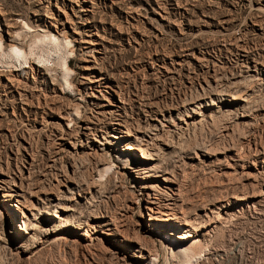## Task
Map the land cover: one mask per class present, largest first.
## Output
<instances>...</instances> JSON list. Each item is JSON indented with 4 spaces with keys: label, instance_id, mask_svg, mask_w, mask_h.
I'll list each match as a JSON object with an SVG mask.
<instances>
[{
    "label": "rangeland",
    "instance_id": "obj_1",
    "mask_svg": "<svg viewBox=\"0 0 264 264\" xmlns=\"http://www.w3.org/2000/svg\"><path fill=\"white\" fill-rule=\"evenodd\" d=\"M26 27L33 31L27 32ZM37 28L54 29L58 37L66 33L69 46L64 40L58 46L40 41ZM17 31L20 35L16 37ZM0 36L5 41L15 37L21 48L28 51L30 47L36 54L28 55L27 63L0 57L1 84L6 76L16 74L23 77L21 83L29 90L26 96L16 91L5 96L0 88V176L9 182L12 176L20 187L10 200L16 204L12 209L18 216L0 207V264H264V76L244 81L252 91L245 110L238 102L223 99L218 102L221 107L211 106L208 98H199L198 88L199 82L221 76L230 79L225 85H232L229 94L243 89L240 83L233 86L232 82L239 79L245 57L264 61V0H0ZM186 48L192 56H182L175 59L179 64L173 60L171 64V59L178 58ZM36 64L41 66L39 73ZM65 67L71 70L66 78ZM92 74L106 78L100 91H94V100L104 109L109 107L108 102L122 100L119 117L133 132L148 128L149 135L154 132V122L146 117L149 109L159 108L166 116L171 112L172 121L180 114L187 118L194 107L204 111L201 124L195 123L182 134L176 149L165 151L163 166L175 174L171 190L162 180L140 178L128 167L131 161H142L138 156L142 151L125 148L133 141L132 136L111 144L105 143L111 132L97 134L105 143L99 144V150L104 147L107 152L101 155L103 159L97 156L100 160L89 156V149L81 148L79 156L66 148L58 149L68 120L88 117L92 108L97 110L80 84ZM182 99H204L208 108H203L205 103L200 106L189 102L187 112L178 105ZM25 101L27 104H23ZM242 112L246 116L236 120ZM106 123L108 120L103 121ZM161 135V140L168 139L166 132ZM80 137L71 141L77 142ZM81 140L85 142V137ZM159 144L155 150L163 146ZM71 147L67 143V148ZM71 160L77 167L68 177L75 182L62 179L45 200L44 188L59 180L56 173L60 168L68 170ZM103 161L110 162L111 168L105 170ZM18 176H22L21 182ZM152 183L171 197V208L160 211L168 214L156 213L161 220H155L153 230L166 234V238L148 234L152 231L147 219L151 212L144 198L146 185ZM150 193L154 195V190ZM54 195L59 197L50 200ZM241 196L245 200L238 198ZM161 199L164 202L166 195ZM22 210L30 220L36 216L37 231L34 237L14 239L10 231H20L23 226ZM168 216L187 223L180 228L168 225L164 220ZM102 222H109L107 226L115 230L120 242L131 248L109 244L107 226ZM188 231L192 235L188 238L174 236ZM169 237L189 249L187 259L175 247L169 248ZM136 240L154 249L151 253L155 260L133 256L147 253L135 249L139 248Z\"/></svg>",
    "mask_w": 264,
    "mask_h": 264
},
{
    "label": "bare ground",
    "instance_id": "obj_2",
    "mask_svg": "<svg viewBox=\"0 0 264 264\" xmlns=\"http://www.w3.org/2000/svg\"><path fill=\"white\" fill-rule=\"evenodd\" d=\"M45 7V6H44ZM158 14H160L158 12ZM49 15V14H48ZM49 17V16H48ZM162 17V16H161ZM24 24V22H23ZM9 25V24H8ZM11 25V24H10ZM27 26V24H26ZM46 26V25H45ZM132 26V25H131ZM34 27V26H33ZM27 29V32L29 31H33L32 28L30 27H26ZM11 29V28H9ZM39 31H41L39 33V37L42 38L40 41L42 40H45V41H48L50 42L52 45H59L60 42L62 40H64V42L66 44H68L67 46H69V43H70V40L67 38V36H64L62 35V37H58L54 32L53 30L54 29H51V28H37ZM37 30V32H39ZM9 32V31H8ZM59 33V32H58ZM12 34V33H11ZM62 34V33H61ZM60 34V35H61ZM20 33L17 31L16 33V37L19 36ZM15 37H12V39L9 41H5V39H3L1 36H0V57H8L9 59L10 58H15L16 60L20 61L21 59L24 60L23 62H26L27 63V58H28V55H36L34 54V50L30 47H28V51H25L24 48L22 49L21 48V44L16 40L14 39ZM60 38V39H59ZM18 39V38H17ZM35 40L36 41H39V40ZM44 41V43H45ZM226 41V40H225ZM49 43V44H50ZM47 44V42H46ZM64 44V43H62ZM224 45V44H223ZM226 45V44H225ZM64 46V45H63ZM62 46V47H63ZM32 47V46H31ZM61 47V48H62ZM66 47V46H65ZM226 47V46H224ZM35 49V47H33ZM56 48V47H55ZM58 48V47H57ZM60 48V47H59ZM70 50V49H69ZM185 51H189L187 48L182 50L181 52H183V54L181 55H177L178 58L174 57V59H171L170 63L172 64V60L174 61L175 64H179L178 63V60H175V59H181L182 56L184 57H188V56H192L190 52H185ZM58 52V51H57ZM60 52V51H59ZM58 52V53H59ZM72 52V51H70ZM38 56V55H37ZM36 56V57H37ZM197 56V55H196ZM203 56V55H202ZM246 56V55H245ZM32 57V56H31ZM60 57V55H59ZM201 57V56H200ZM38 58V57H37ZM63 58V57H62ZM202 58V57H201ZM1 59V58H0ZM33 59V58H32ZM245 65H244V68H240V73L238 74L239 76V79H240V76H241V79L242 81H240L239 79H235L237 80L236 82H232L233 83V86H235L236 84H239L240 83V86L243 88L241 90H235L233 92H231L230 94L228 93L229 92V88L230 87H227L225 85H227L226 83L227 82H230V79H220L219 77L221 76H217L215 78L217 79H213L212 78V81L210 82L209 81H204L203 80V83L199 82L198 83V88L200 89V97L199 98H208L210 100V105L211 106H219L221 107L220 104H218L219 100L223 99V101L225 100L226 102L229 101L231 103H239L238 106H241L244 110L246 109V107L248 106V103H249V96L251 95L252 96V91L251 89H249L247 87V85L243 84L244 81L247 82V80H251V79H254L255 77H257L259 75V77L262 75L264 76V61H259V60H254L253 58L252 59H249V57H245ZM248 59V60H247ZM37 60V59H36ZM39 60V59H38ZM64 60V59H63ZM162 60V59H161ZM197 60L200 61V59L197 58ZM41 61V60H40ZM232 61V60H231ZM39 62V61H38ZM164 62V61H163ZM252 62V63H251ZM44 63V62H43ZM244 64V63H243ZM43 65V64H42ZM65 65V64H64ZM183 65V64H182ZM196 65L199 67L200 64L199 62L197 63L196 62ZM29 66V68L31 67V65H27V67ZM241 66V65H239ZM39 64L37 65L36 64V73L40 72L39 71ZM43 67V66H42ZM64 67V66H63ZM175 67V66H174ZM4 68V67H3ZM2 68V69H3ZM8 68V67H7ZM22 68V67H21ZM26 68V67H25ZM68 67H65L62 68L63 71L65 72L64 74V78H66V76H68V73L69 69H67ZM91 68V67H90ZM179 68V66H178ZM223 68V67H222ZM16 68H14L15 70ZM24 69V68H23ZM31 69V68H30ZM169 69V68H168ZM181 69V68H180ZM215 69V68H214ZM239 69V67H238ZM9 70V69H8ZM217 70V69H216ZM220 70V69H219ZM243 70H246L244 74H242ZM252 70L254 72H252ZM16 71V70H15ZM214 71V70H213ZM33 72V71H32ZM63 72V73H64ZM213 73V72H212ZM217 73V72H216ZM255 73V74H254ZM8 74V73H7ZM10 74H12L10 72ZM43 74V73H42ZM46 74V73H45ZM210 74V73H209ZM3 75V74H2ZM26 75V74H25ZM214 75V74H213ZM217 75V74H216ZM228 76V75H227ZM8 77V78H7ZM43 77V75L41 76V78ZM23 78V77H22ZM22 78H19V75L17 77V75L15 74L14 76H6V81H3L2 84L0 82V88L2 87V91H4L3 94H5V96H7V94L9 93H14V91H16L18 94H20V96H26L27 92H29L28 87L27 89L25 88V86L22 85L21 81H23ZM26 78V77H25ZM34 78V77H33ZM187 78V77H186ZM84 81H81L80 84L82 87H84V90H85V95L89 97V99L92 100L93 104L96 103V108L97 110H94L92 108L91 112H90V115L88 117H77L75 116L73 119H69L68 120V124L65 125L64 127V131H63V134L59 137L60 138V143L58 144V149H64L66 148V151L69 152V153H72V155H77L78 156L80 155L79 154V150L81 148L83 149H89L88 153L90 154L89 156H92L95 155L96 157L97 156H100L101 155H106L107 152L106 151H103L105 150L104 147L100 148L99 150V144H102L104 145L105 143H111V144H116L118 143L119 141H121L124 137H127V136H132L133 138V141L132 142H129L125 148L129 151H133V150H140V152L142 151V153L140 155H138L140 158H142V161L141 162H135V161H131L130 165L128 166L131 170L135 171L136 176H139L140 178H146V177H153L155 178V181H157V179H160L164 182V187H166L168 190L170 189V187H172L171 185V182H176L174 181L175 177L174 175L175 174H172L169 172L168 169H165L164 166H163V156L164 154L166 153L165 151L167 149H176V141L177 139L179 140L180 137H182L181 135L184 134L185 132L189 131L191 128H193L192 126L195 125V123H200L199 120L202 119L203 117V110L200 108V107H194V108H190L192 113L189 114L187 113V118H183V116H180L177 115L176 117L178 118V120L176 121H172V115H171V112L169 113V115H165L161 110H159V108L157 109H149L147 110V114H146V117L148 119H151L154 124H153V129H154V132L149 135V131H139L140 133H137V130L139 129H136V131H132L130 130L129 127H127L122 119L119 117L120 114V109L121 107L123 106L122 104V100H120V102H115V104H109L108 102V105L109 107L104 109L103 108V105L100 104V102H96V100H94V98L97 96V93H96V96H95V93L94 91H100L99 90V87L102 85L103 83V80H105L106 78H104L103 76H101L99 74L98 75H88V76H85L84 77ZM1 80V79H0ZM65 80V79H64ZM66 81V80H65ZM189 83H191L190 81H188ZM66 83H69L68 81ZM53 84V83H52ZM247 84V83H246ZM24 85H25V82H24ZM69 85V84H68ZM71 85V84H70ZM69 85V87H70ZM192 85V84H191ZM28 86V84H27ZM229 86V85H228ZM62 88V87H61ZM78 88V87H77ZM80 88V87H79ZM63 89V88H62ZM103 89V88H102ZM1 90V89H0ZM31 90V89H30ZM6 91V92H5ZM228 91V92H227ZM9 92V93H8ZM55 92V91H54ZM32 93V92H31ZM195 93V92H194ZM199 93V92H198ZM228 93V94H227ZM16 94V93H15ZM225 95H227L228 97H225ZM4 96V97H5ZM84 96V95H83ZM254 96V95H253ZM11 97V96H9ZM99 97V96H98ZM104 97V96H103ZM190 97V96H188ZM198 98V96H196ZM27 98V97H26ZM254 98V97H253ZM13 99V98H12ZM11 99V100H12ZM16 99V98H15ZM31 99V98H30ZM6 100V99H5ZM28 100V99H27ZM187 99H182V101H180L181 103L178 104L180 107H183L184 110L187 111V107H188V104L189 102H192V104H195V103H198L199 105L201 103H205L206 101L203 99L202 101H189L186 102ZM193 100V99H192ZM37 101V100H36ZM208 101V100H207ZM255 101V99H254ZM22 103V102H21ZM113 103V102H112ZM223 103V102H222ZM23 104H27L26 101L23 103ZM13 105V104H12ZM176 104V106H178ZM207 103L203 104V108L204 109H207L208 107H206ZM209 105V104H208ZM195 106H198V105H195ZM201 106V105H200ZM237 106V105H236ZM75 108V107H74ZM249 108V107H248ZM179 107H176V110L179 111ZM217 109V108H216ZM76 110V109H74ZM239 110V109H237ZM77 111V110H76ZM169 111V110H168ZM243 111V110H242ZM188 112V111H187ZM251 112V111H250ZM179 114V112H178ZM237 114V113H236ZM70 115V114H69ZM75 115V113H74ZM78 115V114H77ZM122 116V115H121ZM245 115V112L243 113H238L236 115V120L238 119H241L243 118ZM168 117V120L166 119ZM223 119V118H222ZM104 120H108V123L106 124H103V121ZM156 121V122H155ZM213 121V120H212ZM106 122V121H105ZM126 122V121H125ZM165 122H170L168 125H166L167 123ZM237 122V121H236ZM239 122V121H238ZM71 123V125H70ZM138 124V123H137ZM201 124V123H200ZM196 126V125H195ZM199 126V125H198ZM203 126V125H202ZM143 128V127H142ZM146 128V127H145ZM103 129V130H102ZM135 129V128H134ZM108 130V132H111V133H107L108 136H110V139L106 140L105 143L101 142L98 140V135L97 134H102V133H106ZM152 131V130H151ZM162 132H166V137H168V139L166 140H161V133ZM193 132V131H192ZM189 133V132H188ZM80 137V140H78L77 142H74V141H71L72 138H77V137ZM164 136V135H163ZM184 136V135H183ZM82 137H85V142H83V140H81ZM104 138V136H103ZM112 138V139H111ZM129 139V138H128ZM73 140V139H72ZM97 142V143H95ZM67 143H71V148H67ZM158 143H160L159 145L161 146V144L163 146L160 147V150H155V148H157L155 145H158ZM142 146H144L145 148H142ZM159 147V146H158ZM147 149H152V151L150 152H144L145 150ZM61 150V151H62ZM144 150V151H143ZM170 150V151H171ZM264 150V149H263ZM177 151V150H176ZM256 151V150H255ZM85 152V151H84ZM260 152V151H259ZM264 152V151H263ZM133 153V152H132ZM168 153V152H167ZM166 153V154H167ZM175 153V151H174ZM235 153V152H234ZM258 153V152H257ZM84 155H87L86 153ZM123 155V154H122ZM230 156H238V152L237 154L235 153V155L233 154H229ZM71 156V155H70ZM69 156V157H70ZM127 156V155H126ZM74 157V156H73ZM82 157V156H80ZM91 157V158H92ZM121 157V156H120ZM123 157V156H122ZM121 157V158H122ZM33 158V157H32ZM31 158V159H32ZM89 158V157H88ZM90 158V159H91ZM102 158V157H101ZM100 158V159H101ZM245 158V157H244ZM81 159V158H80ZM79 159V163H81ZM95 159V158H94ZM99 157H97V160H100ZM103 159V158H102ZM95 160V161H97ZM126 160V159H125ZM84 161V160H83ZM86 161V160H85ZM92 161V160H90ZM94 161V162H95ZM234 161V160H233ZM28 163V162H27ZM85 163V162H84ZM98 163V162H96ZM101 163V162H100ZM103 165H106L105 166V170L111 168L110 167V162H106V161H103L102 162ZM105 163V164H104ZM165 163V162H164ZM168 163V162H167ZM52 164V163H51ZM78 164V163H77ZM252 164V162H251ZM255 164V163H254ZM253 164V165H254ZM93 165V163H92ZM49 167V165H48ZM52 167V166H51ZM76 162L75 160H71L69 163H68V170L71 171V173L67 172V168H65L64 170H61L62 168H60V173H56L57 176L60 175V178L59 180L55 179L56 182L53 183L51 182L50 183V186H46L44 188L45 190V193L44 195L46 196V199H48V192L51 191V189H53L56 185H58L62 179L65 183H68V182H75L73 181V179L70 180L71 177H68L69 174H72L75 170H76ZM122 167V166H121ZM248 167V166H247ZM95 168V167H93ZM127 168V167H126ZM78 169V168H77ZM125 169V168H124ZM170 169V168H169ZM117 170V169H116ZM19 171V170H18ZM20 172V171H19ZM116 172V171H115ZM114 172V173H115ZM119 172V171H118ZM146 172V173H144ZM106 173V172H105ZM104 173V174H105ZM113 173V172H112ZM117 173V172H116ZM51 174V173H50ZM118 174H122V172L118 173ZM124 174V173H123ZM142 174V175H140ZM21 175V174H19ZM113 175V174H112ZM111 175V176H112ZM52 176V175H51ZM54 176V175H53ZM71 176V175H70ZM109 176V175H108ZM21 177L22 176H18L20 182H21ZM28 177V176H27ZM75 177V176H74ZM113 177V176H112ZM119 177V176H118ZM73 178V177H72ZM83 178V177H82ZM114 178V177H113ZM121 178H122V175H121ZM11 181L9 182L8 179L6 178H3L0 176V190H2L1 192V199H0V207L2 206V208H4V212H7V213H11L13 215V217H17L18 214L15 213L12 209V207H16V204H12L10 203V200L14 198L15 195L18 194V190L20 189L19 186L16 185L15 183V179L12 178L11 176ZM86 179V178H85ZM111 179V178H110ZM115 179V178H114ZM117 179V178H116ZM77 180V179H76ZM78 181V180H77ZM76 181V182H77ZM83 181V180H82ZM96 181V180H95ZM86 182V181H85ZM159 182V181H158ZM97 183V182H96ZM76 184V183H75ZM92 184V183H91ZM179 184V183H178ZM20 185V184H19ZM49 185V184H48ZM79 185V184H78ZM162 185V184H161ZM176 185V184H175ZM88 186V185H87ZM147 186V189H148V192H146V197L144 198L145 202H146V208L151 212L149 217L147 218L149 220V229L152 230L150 232H148L149 235L151 236H159L160 238H166L165 236H167L166 234H157L155 231H153L155 228H156V225L157 223L155 222V220H161L157 219V214L156 213H161L162 215H167L168 213L167 212H160L163 208H171L169 207L168 204H171L172 205V202L170 203L169 200L171 199V197L168 195V193H166V191H164L163 189H155L153 183L152 184H149V185H146ZM67 187V186H66ZM80 187V186H79ZM77 188V187H76ZM82 188V187H81ZM93 188V187H92ZM173 188V187H172ZM178 188V187H177ZM55 189V188H54ZM73 189V188H72ZM85 189V188H84ZM88 189V188H87ZM96 189V188H95ZM154 190V195H151L150 193V190ZM74 190V189H73ZM79 190V189H78ZM89 190V189H88ZM100 190V189H99ZM171 190V189H170ZM263 190V189H262ZM76 191V190H75ZM78 192H81V191H78ZM87 192V191H86ZM153 192V191H152ZM96 193V192H95ZM141 193V192H140ZM263 193V192H262ZM72 194V193H71ZM164 194L166 195V199L165 201L163 202L162 201V197L164 196ZM175 194V193H174ZM248 194V193H247ZM246 194V195H247ZM253 194V193H251ZM250 194V195H251ZM259 194V193H258ZM257 194V195H258ZM79 195V193H78ZM90 195V194H89ZM171 195V194H170ZM245 195V194H244ZM232 196V195H231ZM249 196V195H248ZM253 196V195H252ZM59 195H54V197L50 198V200H53L54 198H58ZM92 197V196H91ZM90 197V198H91ZM173 197V196H172ZM260 197V196H259ZM95 198V197H94ZM165 198V197H164ZM234 198V197H233ZM239 199H242V200H245V196L244 197H238ZM89 199V198H88ZM178 199V198H177ZM176 199V200H177ZM235 199V198H234ZM38 200L40 201H44V199H40L38 198ZM259 200V199H258ZM92 198H91V202H92ZM175 201V200H174ZM235 201V200H234ZM45 202V201H44ZM167 202V204H166ZM229 202V201H228ZM254 203V201H252ZM46 203V202H45ZM51 202H49L50 204ZM86 203V202H85ZM90 203V201H89ZM180 203V202H179ZM230 203V202H229ZM238 203V202H237ZM248 202L246 201V204ZM38 204V203H37ZM42 204V203H41ZM44 204V203H43ZM55 204V203H54ZM177 204V203H176ZM175 204V205H176ZM250 204H252L250 202ZM53 205V204H52ZM237 205V204H236ZM30 206V205H28ZM33 206V203L32 205ZM51 207V205H49ZM55 206V205H54ZM56 206L58 207L57 203H56ZM227 206V205H226ZM255 206V205H254ZM35 207V206H34ZM33 207V208H34ZM32 208V207H31ZM38 208V207H37ZM218 208V207H217ZM175 209V208H174ZM173 209V210H174ZM18 210H19V207H18ZM21 210V209H20ZM43 210V209H42ZM64 210H71V207L69 209H64ZM47 211V209H46ZM44 211L46 214L48 212ZM51 211V210H50ZM30 212V211H28ZM169 212V211H168ZM43 213V212H42ZM72 213V212H71ZM70 213V214H71ZM30 214H32V216L34 215L33 213L30 212ZM53 214V213H52ZM79 214V213H78ZM186 214V213H185ZM217 215V214H216ZM3 217V215H1ZM54 216L56 217H60L59 214H54ZM98 216V215H97ZM23 218V221H22V227H19L20 231L19 230H11L10 231V236L13 237L14 239H22V238H30L33 236L34 234V231L37 229V222H38V219L36 218V216L34 215L33 216V219L30 220L28 218V215L26 212H23V210L21 211V216ZM74 217V216H72ZM219 217V216H218ZM96 218V217H95ZM110 218V217H109ZM177 218V217H176ZM181 218V217H180ZM178 219V218H177ZM187 219V218H185ZM73 220V219H72ZM107 220V219H106ZM166 224L168 225H171V226H178V228L181 227V225L183 224H186V220H184L185 222H180L179 220H176V219H173L171 216H168L166 217ZM167 220H173L172 222L171 221H167ZM210 220V219H209ZM208 220V222H209ZM215 221V219H213ZM220 221V219H218ZM217 220V221H218ZM59 221V220H58ZM77 221V220H76ZM218 221V222H219ZM42 222V221H41ZM74 223V222H73ZM80 223V222H79ZM97 223V222H96ZM103 223V222H102ZM101 223V224H102ZM109 223V222H108ZM107 222H104L103 225H108ZM189 223V221H188ZM62 224V223H61ZM64 224V223H63ZM70 224V223H69ZM87 224V223H86ZM89 224V223H88ZM206 224V223H205ZM212 224V223H211ZM215 224V223H214ZM65 225V224H64ZM72 225V224H71ZM200 225V224H199ZM57 226V225H56ZM78 226V225H77ZM87 226V225H86ZM74 227V226H73ZM97 227V226H96ZM201 227L204 228V225L201 224ZM114 228V227H113ZM198 228V227H197ZM57 229V228H56ZM62 229V228H61ZM91 229V228H90ZM100 229V228H99ZM104 228H102L101 231H103ZM215 229V228H214ZM55 230V229H54ZM82 230V229H81ZM87 230V229H86ZM105 235L106 236H109V238H106V241L111 244L112 246H116V245H120L124 247V249H127V248H131L129 247V245H126L124 242L123 244L120 242V239H118L117 237V234L115 233V230H113L111 227H106L105 228ZM37 231V230H36ZM39 231V230H38ZM86 232V231H85ZM93 232V231H92ZM170 232V231H169ZM172 232V231H171ZM211 232V231H210ZM77 233V232H75ZM209 233V232H208ZM35 235V234H34ZM83 235L87 236L86 233H83ZM89 236V235H88ZM176 237H179L181 239H185V238H188L189 236H192L190 235L189 231L188 232H183L181 234H176L174 235ZM34 237V236H33ZM32 239V238H31ZM135 239V238H134ZM169 240L171 241L170 242V249H172L173 247H175L176 251H178L179 253H181L183 255V257L185 256L186 259L188 257V254L190 253L189 252V249H186V247L182 246L180 243H178L175 239H171L169 237ZM137 242V240H136ZM138 243V247L139 248H135L137 250H142V251H146L147 253L145 252H142V254H138V255H135L133 254V256H136L142 260H149V261H152V260H155V257H152L153 256V253H151L152 250L154 249H150V248H147V246L142 243V242H137ZM109 247V246H108ZM107 247V248H108ZM123 249V250H124ZM107 250V249H105ZM154 252V251H153ZM184 257V258H185ZM190 259V258H189ZM188 259V260H189ZM185 260V259H184ZM188 261H186L187 263ZM190 264V262H188ZM142 264V263H141ZM149 264V263H148Z\"/></svg>",
    "mask_w": 264,
    "mask_h": 264
}]
</instances>
